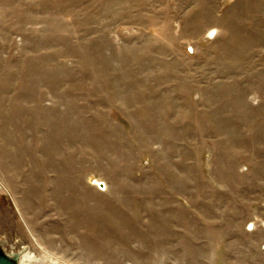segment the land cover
Wrapping results in <instances>:
<instances>
[{
	"label": "rangeland",
	"instance_id": "obj_1",
	"mask_svg": "<svg viewBox=\"0 0 264 264\" xmlns=\"http://www.w3.org/2000/svg\"><path fill=\"white\" fill-rule=\"evenodd\" d=\"M0 255L264 264V0H0Z\"/></svg>",
	"mask_w": 264,
	"mask_h": 264
},
{
	"label": "water",
	"instance_id": "obj_2",
	"mask_svg": "<svg viewBox=\"0 0 264 264\" xmlns=\"http://www.w3.org/2000/svg\"><path fill=\"white\" fill-rule=\"evenodd\" d=\"M100 187H104V183L100 182ZM15 259H11L8 256L0 255V264H15Z\"/></svg>",
	"mask_w": 264,
	"mask_h": 264
},
{
	"label": "bare ground",
	"instance_id": "obj_3",
	"mask_svg": "<svg viewBox=\"0 0 264 264\" xmlns=\"http://www.w3.org/2000/svg\"><path fill=\"white\" fill-rule=\"evenodd\" d=\"M213 32V31H212Z\"/></svg>",
	"mask_w": 264,
	"mask_h": 264
}]
</instances>
